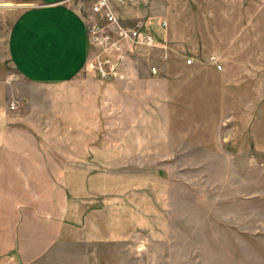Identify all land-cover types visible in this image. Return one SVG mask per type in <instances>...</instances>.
<instances>
[{"label": "rangeland", "instance_id": "374dc122", "mask_svg": "<svg viewBox=\"0 0 264 264\" xmlns=\"http://www.w3.org/2000/svg\"><path fill=\"white\" fill-rule=\"evenodd\" d=\"M120 3V27L89 17L79 77L36 86L12 73L2 166L43 247L37 259L17 239L7 257L264 264V0ZM129 7L140 18L119 15Z\"/></svg>", "mask_w": 264, "mask_h": 264}, {"label": "crops", "instance_id": "0c3cea01", "mask_svg": "<svg viewBox=\"0 0 264 264\" xmlns=\"http://www.w3.org/2000/svg\"><path fill=\"white\" fill-rule=\"evenodd\" d=\"M97 1L0 0V152L2 147H6V143L1 142L8 139L14 126L10 116L12 73L36 86L67 83L79 77L91 53L88 19L95 14L93 6ZM110 2L115 11L114 5L120 1ZM129 8L119 15L126 16L125 20L140 18V7ZM259 110L263 111L262 108ZM1 158L0 153V264H22L23 261L14 262L7 256L17 247L16 240L21 239L27 243L26 247L33 249L31 252L38 259L39 250L43 247L38 240L40 232L34 229L29 239L28 225L32 222L35 228L43 229V226L35 214L31 215L30 221L28 204L24 205V210L23 204L13 205V199L21 197L23 191L20 189L14 194L12 182L6 183L11 173L6 172ZM20 247L25 246L22 243Z\"/></svg>", "mask_w": 264, "mask_h": 264}, {"label": "built area", "instance_id": "2783aa9c", "mask_svg": "<svg viewBox=\"0 0 264 264\" xmlns=\"http://www.w3.org/2000/svg\"><path fill=\"white\" fill-rule=\"evenodd\" d=\"M121 1V0H119ZM127 0H122V3H125ZM133 1V0H131ZM93 10L95 12L98 13H103V15H107L108 19L112 22V23H116L118 26L120 25L119 21H118V17L117 15H115V11L111 6V3L109 0H98L97 3L94 4L93 6ZM120 27V26H119ZM119 30V29H118ZM120 33V37L121 38H131L134 39L135 42H140V39H145L148 41V44H152L155 42V38L154 35L146 32L142 27L139 28H133V27H121L119 30ZM188 63H192L193 59L192 58H188L187 60ZM210 62L211 63H215L216 66L221 69V65L218 63V60L216 58L215 55L210 57Z\"/></svg>", "mask_w": 264, "mask_h": 264}]
</instances>
